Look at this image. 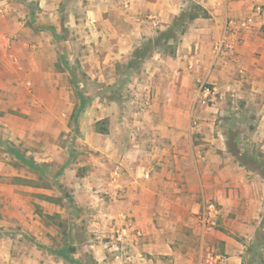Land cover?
I'll return each mask as SVG.
<instances>
[{
  "label": "crops",
  "instance_id": "1",
  "mask_svg": "<svg viewBox=\"0 0 264 264\" xmlns=\"http://www.w3.org/2000/svg\"><path fill=\"white\" fill-rule=\"evenodd\" d=\"M61 1L0 0V61L22 58L29 37L42 40L43 34L24 27V8L47 10L31 20L54 25L53 10ZM84 1L89 9L79 25L95 31L87 34L91 41L107 39L115 58L129 55L144 35L153 36L155 27L170 26L197 5L208 15L184 14L186 28L174 55L166 64L144 69V112L129 119V141L112 140L114 148L106 153L103 133L108 131H96L84 120L78 141L92 151L84 161H61L62 193L54 186L0 181V264H242L246 243L241 238L255 231L259 218L251 205H264V173L232 160L227 128L217 125L214 108H196L193 99L202 82L217 85L216 111L230 118L243 115L241 105L255 107L256 135L264 137V20L256 17L238 35L228 31L230 19L249 16L264 0ZM223 39L232 47L216 52ZM167 105L175 106L173 114L164 112ZM117 165L122 171L113 177ZM200 198L222 205L214 221L203 219ZM6 231L31 236L49 253L16 235L3 236ZM115 232L124 238L119 256L108 247Z\"/></svg>",
  "mask_w": 264,
  "mask_h": 264
},
{
  "label": "rangeland",
  "instance_id": "2",
  "mask_svg": "<svg viewBox=\"0 0 264 264\" xmlns=\"http://www.w3.org/2000/svg\"><path fill=\"white\" fill-rule=\"evenodd\" d=\"M85 2L87 1H61L58 8L53 10L56 14L54 25H35L31 20L40 18V13L47 10L32 6L23 9L24 27L31 30L33 35H43L42 40L38 41L29 37L24 45L26 54L24 53L22 58H2L0 61L1 182H20L38 188L54 186L62 193L59 182L62 177L61 167L68 163L84 161L90 157L89 152L92 151L78 141L82 136L80 125L84 120L88 126L93 124L96 131L103 128L108 131L103 133L106 134L103 142L106 153H110L114 148L112 140L129 141L131 135L128 131L132 125L129 119L144 112V106L141 104L147 94L141 86L142 81L146 79L144 69L166 64L165 59L174 55L180 33L186 28L184 14L188 17L187 15L195 12H186L174 20L182 23L175 32V37L167 35L173 23L162 29L155 27L154 35H144L129 55L115 58L109 55L110 42L107 39L93 42L87 38V34L95 31L89 26L79 25L80 18L89 9ZM123 30H126L125 26ZM148 39L153 40L149 55L139 69H129L127 64L134 50L144 45ZM44 47L48 49L44 50ZM31 51L37 53L31 54ZM35 62L38 64L37 68H34ZM100 70L102 72H99ZM193 101L196 108L201 107L197 98ZM239 107L243 108V115H232L230 118L229 115L220 114L219 109L216 111L218 107H214L211 112L218 115L217 125L228 130V149L232 160L245 165L251 171L254 170L255 164L264 167V137L256 135L259 121L256 120L255 107ZM174 111V105H167L164 110L172 114ZM194 114H191L192 122ZM236 132L239 133V145L232 138ZM8 147L17 149L24 157L34 160L42 168H31L11 154ZM240 147L246 148L249 151L247 154H260L259 160L255 161L252 157L242 158L237 154ZM66 154L69 155V160ZM52 156H55L54 160L49 159ZM63 159L65 164L61 163ZM84 171L78 170L79 173ZM248 174L256 177V173ZM65 196H68L67 201H70L72 206L71 195ZM60 199L62 200V197ZM201 199L199 201L204 210L208 201ZM12 202L7 203L13 204ZM215 203L219 209L222 208L221 204ZM257 205L259 206L251 205L257 213L259 212L255 231L241 238L246 243L242 264H264V260L259 263L252 262V242L258 239L257 242L261 243L264 233L261 224L264 205H261L262 208L260 202ZM37 209L42 211L40 205ZM8 232L11 235L6 231L2 233L3 236L16 235L17 238L33 242L42 252L49 253L44 244L35 241L31 236H24L22 233L21 236L16 231ZM71 248L76 249L77 245ZM261 252L264 253V248Z\"/></svg>",
  "mask_w": 264,
  "mask_h": 264
},
{
  "label": "built area",
  "instance_id": "3",
  "mask_svg": "<svg viewBox=\"0 0 264 264\" xmlns=\"http://www.w3.org/2000/svg\"><path fill=\"white\" fill-rule=\"evenodd\" d=\"M256 17H260L264 20V3L256 4L253 8L252 13L245 17L235 19L232 18L228 21V31L233 35H238L243 30H246L255 24ZM154 25L158 22L151 17L150 19ZM231 48L232 43L227 42L225 39L215 44V51L220 52L224 48ZM220 99V90L217 85L209 82H202L198 88L197 101L200 105L214 108L217 106ZM197 124V123H196ZM122 171L121 165L114 167L112 171V176L116 177ZM145 178L149 177V172L144 174ZM219 214V208L214 200H209L205 205L203 212V219L206 223L212 222L216 219ZM124 243L123 234L121 232H115L114 236H111L108 241L109 249L119 256L122 252V247Z\"/></svg>",
  "mask_w": 264,
  "mask_h": 264
},
{
  "label": "trees",
  "instance_id": "4",
  "mask_svg": "<svg viewBox=\"0 0 264 264\" xmlns=\"http://www.w3.org/2000/svg\"><path fill=\"white\" fill-rule=\"evenodd\" d=\"M195 12H192L189 14L190 18H194L196 16L199 15H203V16H207L208 13L206 11H204L200 6H196L195 7ZM182 23L178 22V20L174 21L173 25L170 27V29L168 30L167 35H169V37L173 38L175 37V32L177 31V29L179 28V26H181ZM152 39H148L147 42L142 45L141 47H138L134 50L131 59L129 60L127 67L131 70H137L141 67V65L143 64V62L145 61V59L147 58V56L150 53V49L153 48L152 47ZM100 131H105V129H101ZM233 140L235 141V143H237V145H239V133H234L232 136ZM230 140V138H229ZM1 143V140H0ZM8 151L17 156L19 159L23 160L24 163H26L28 166H30L33 169H37L40 170L42 167L36 163L34 160L32 159H27L26 157H24L17 149L12 148V147H8ZM249 153V151L246 148L240 147L239 151L237 152L238 155L242 156V158L244 157H252L253 160L257 161L259 160V155L260 154H255L254 152H251V154H247ZM245 155H249V156H245ZM257 168H260L262 170V172L264 173V167H261L257 164H255ZM262 224V229H264V218L263 221L261 222ZM258 239H255V241L252 242V249L254 250V254L252 256V262L253 263H259L262 262L264 260V253L261 252V250L264 248V233L262 235V241L261 243L257 242ZM58 255H64L63 252H57Z\"/></svg>",
  "mask_w": 264,
  "mask_h": 264
}]
</instances>
